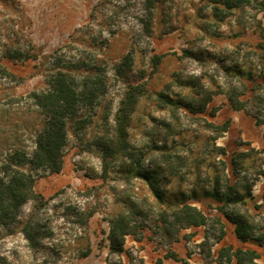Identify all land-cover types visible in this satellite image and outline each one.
<instances>
[{
  "label": "rangeland",
  "instance_id": "1",
  "mask_svg": "<svg viewBox=\"0 0 264 264\" xmlns=\"http://www.w3.org/2000/svg\"><path fill=\"white\" fill-rule=\"evenodd\" d=\"M0 0V179L9 154L31 155L43 117L29 93L48 88L55 56L104 67L107 90L82 129L69 126L59 173L36 170L42 203L0 225V264H217L240 241L220 211L245 215L264 235V10L213 0ZM132 68L118 66L127 54ZM141 90L125 121L124 148L104 163L129 86ZM233 98V100H232ZM241 106L240 109L237 106ZM227 125L226 130L224 127ZM107 169V170H105ZM183 203L206 226L164 229L160 214ZM120 214L141 233L110 249ZM225 222L220 240L215 218ZM47 229L36 250L22 228ZM176 254L179 260L165 258ZM232 264H237L236 260Z\"/></svg>",
  "mask_w": 264,
  "mask_h": 264
},
{
  "label": "trees",
  "instance_id": "2",
  "mask_svg": "<svg viewBox=\"0 0 264 264\" xmlns=\"http://www.w3.org/2000/svg\"><path fill=\"white\" fill-rule=\"evenodd\" d=\"M154 7L157 0H149ZM227 8L241 4H249V0H213ZM260 9L264 10V0H260ZM5 70L4 66L0 65ZM132 68V56L127 54L118 66L120 75L126 74ZM48 88L43 91L29 93L33 104L39 109L43 117V126L35 139V147L31 155L23 150H15L9 154L2 165L3 178L0 179V225L10 226L19 221L21 208L29 200L42 203L44 196L35 189L37 180L35 171L42 169L48 173H59L64 164V149L68 141L69 126L82 129L91 122V111L98 104L107 90V73L103 66L82 60H68L62 56H55L52 71L47 78ZM141 90L138 86H129L126 97L118 113V127L114 138H109L103 146L104 163L114 158L124 148L125 121L131 113L134 103ZM233 100V98H232ZM238 109L241 106H237ZM227 125L224 127L226 130ZM107 170V169H105ZM220 211L235 224V233L242 242L253 241L264 245V235H257L253 223L243 214L228 210L222 206ZM160 221L164 229L178 230L190 227L206 226L210 218L197 206L183 203L171 213L163 211ZM214 224L218 225L222 239L225 235V222L217 217ZM142 227L130 224L124 214H120L111 222L110 249L121 254L125 249L127 235L141 233ZM22 231L32 249L40 247L43 238L47 237V229L32 218L28 219ZM165 258L179 260L176 254L166 255ZM260 253L251 248L223 245L216 257L217 264H258ZM110 264H124L115 261ZM139 264H149L140 260ZM153 264H163L158 258Z\"/></svg>",
  "mask_w": 264,
  "mask_h": 264
},
{
  "label": "crops",
  "instance_id": "3",
  "mask_svg": "<svg viewBox=\"0 0 264 264\" xmlns=\"http://www.w3.org/2000/svg\"><path fill=\"white\" fill-rule=\"evenodd\" d=\"M232 231H235V226L234 227H232ZM236 234V233H235ZM237 247V246H236ZM251 249H255L256 250V248H251ZM258 252H259V250H257ZM260 253V252H259Z\"/></svg>",
  "mask_w": 264,
  "mask_h": 264
}]
</instances>
